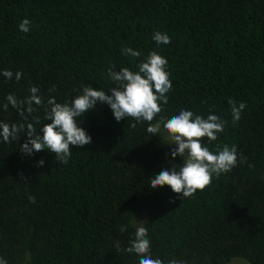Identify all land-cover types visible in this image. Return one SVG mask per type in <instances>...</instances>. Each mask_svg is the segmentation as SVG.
Here are the masks:
<instances>
[{"label": "trees", "instance_id": "trees-1", "mask_svg": "<svg viewBox=\"0 0 264 264\" xmlns=\"http://www.w3.org/2000/svg\"><path fill=\"white\" fill-rule=\"evenodd\" d=\"M25 18L28 33L18 27ZM157 30L171 43L157 46ZM122 47L141 56H124ZM153 50L168 60L173 85L153 123L181 109L207 118L211 108L227 124L216 141L202 143L213 151L235 144L246 162L191 197L167 185L153 190L151 177L178 170L183 158L173 159L148 122H117L100 102L78 120L92 143L73 146L68 164L47 150L25 156L26 133L11 143L0 137V258L7 264H139L122 249L141 223L153 258L164 264L233 257L264 264V0H0V121L20 122L17 109L4 110L6 97L22 100L36 86L44 104L34 105L28 122L42 136L48 99L71 102L87 85L107 91L115 87L109 67L137 71ZM4 70L23 76L8 80ZM229 99L247 104L236 124ZM142 210L148 214L135 215Z\"/></svg>", "mask_w": 264, "mask_h": 264}, {"label": "clouds", "instance_id": "clouds-1", "mask_svg": "<svg viewBox=\"0 0 264 264\" xmlns=\"http://www.w3.org/2000/svg\"><path fill=\"white\" fill-rule=\"evenodd\" d=\"M19 30L24 33L31 31L32 22L25 18L19 25ZM152 39L157 46L171 43L166 32L155 31ZM122 55L139 58L141 52L131 47H122ZM168 60L159 54L158 51H151L147 57L137 64V71L122 67L120 71L115 70V65L107 70L108 77L115 87L107 91L97 89L92 85L82 87V91L76 95L71 102L59 103L55 96L47 100L45 106V123L40 129L43 135L38 134V129L33 122H28L29 117L36 111L35 106L44 104L40 90L36 86L29 89L30 95L24 99H18L16 95L9 93L6 97L7 103L3 105L7 111L9 104L18 110L21 118L18 123H6L0 121V137L3 142L11 143L18 141L21 133H26L25 142L20 146V151L25 156H32L37 152L45 151L54 154L60 165L68 164L73 146L83 147L92 143V137L86 130L79 126L78 120L91 110L95 109L97 102L106 103L113 112L117 122L125 118H133L136 123L148 122L147 132L156 136L161 131V124L168 133L167 142L170 145V154L173 159L177 156L183 158V163L177 170L164 169L158 175L150 179L151 189H157L165 185L180 196L181 199L191 197L197 190L203 191L212 183L213 178L226 174L239 163L246 162V158L238 153L235 144L229 146L224 144L221 148L216 146L215 151L202 143L203 138L208 142L216 141L218 133L225 129L227 121L214 114L209 109L207 118L194 114L191 110L181 109L179 114L171 118H163L153 121L163 111L162 104H168V93L173 85L170 80V73L167 71ZM19 81L23 73L17 71L15 74L10 70H4L3 76L11 80ZM55 86L49 88V92H55ZM111 92V95L108 94ZM231 107L232 122L234 124L241 120L242 113L246 109V102L237 103L229 99ZM36 123L38 117L33 118ZM50 121V123H49ZM132 124V127L136 126ZM43 159L38 161L37 166H43ZM252 166V165H249ZM22 180H25L22 176ZM31 203L36 202L34 196L28 197ZM122 232L127 226H121ZM148 229L141 223L135 228L134 238L130 246L122 249L128 254H136L139 257V264H164L160 258H153L151 254ZM0 264H7V261L0 258ZM167 264H185L183 261L169 259Z\"/></svg>", "mask_w": 264, "mask_h": 264}, {"label": "rangeland", "instance_id": "rangeland-1", "mask_svg": "<svg viewBox=\"0 0 264 264\" xmlns=\"http://www.w3.org/2000/svg\"><path fill=\"white\" fill-rule=\"evenodd\" d=\"M160 133H161L163 142L164 143H168L167 142L168 133L166 132V130H164L163 127H161ZM139 213H146V214H148V210H142L140 212H137L135 215H137ZM137 218L139 219V220H137L139 222L142 221V220H144L143 215H139ZM23 264H27V262H23ZM227 264H247V261L245 259L241 258V257H233Z\"/></svg>", "mask_w": 264, "mask_h": 264}]
</instances>
